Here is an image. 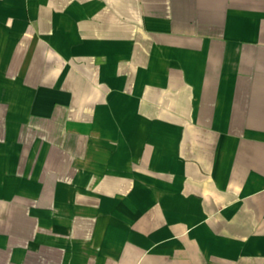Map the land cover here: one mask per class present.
I'll list each match as a JSON object with an SVG mask.
<instances>
[{"label":"crops","instance_id":"0c3cea01","mask_svg":"<svg viewBox=\"0 0 264 264\" xmlns=\"http://www.w3.org/2000/svg\"><path fill=\"white\" fill-rule=\"evenodd\" d=\"M0 264H264V0H0Z\"/></svg>","mask_w":264,"mask_h":264}]
</instances>
